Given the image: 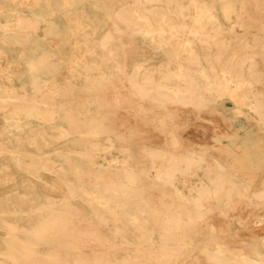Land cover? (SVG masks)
<instances>
[{
	"label": "bare ground",
	"instance_id": "6f19581e",
	"mask_svg": "<svg viewBox=\"0 0 264 264\" xmlns=\"http://www.w3.org/2000/svg\"><path fill=\"white\" fill-rule=\"evenodd\" d=\"M33 2L39 12L7 14L14 9L0 5V16L15 17L12 25L0 23V42L21 47L32 42L34 48L24 59L30 92L0 84V135L5 136L0 179L11 178L9 162L36 179H28L25 191L0 200V264H264V250L255 240H236L225 224L208 220L229 216L246 229L264 223V143L252 139L254 129L264 133V0ZM87 5L108 20L97 41L101 53L79 60L82 45L70 44L68 84L62 89L51 52L34 36L42 23L48 36L72 26L80 31L84 19L94 23L82 12L71 17ZM58 12L67 20L64 27L53 19ZM253 24L257 30H251ZM131 34L159 49L163 59L137 60ZM76 87H97V98L77 100ZM225 97L234 107L228 109ZM96 101L103 115L87 118ZM217 107L229 110L242 138L250 141L235 143L236 155L234 149L226 156L223 146L209 149L182 135L181 111ZM62 114L66 125L49 133L44 126ZM33 123L41 128L26 129ZM71 137L82 142L81 148L67 145ZM48 138L66 144L46 154ZM41 172L62 183L61 201L53 194L56 183ZM72 199L82 201L89 213L74 207ZM242 203L249 205L245 216L236 212ZM9 214L25 216L27 223L8 219ZM195 232L201 234L196 241ZM219 235H228L229 242Z\"/></svg>",
	"mask_w": 264,
	"mask_h": 264
},
{
	"label": "rangeland",
	"instance_id": "374dc122",
	"mask_svg": "<svg viewBox=\"0 0 264 264\" xmlns=\"http://www.w3.org/2000/svg\"><path fill=\"white\" fill-rule=\"evenodd\" d=\"M29 5H22L19 6L18 4L12 2L11 0H0V5L5 6L4 10H7L9 8H13L14 10L8 12L7 14H14L17 12L20 13H32V12H39L40 7L38 5H34L33 0H28ZM35 1V0H34ZM217 2V0H214ZM219 3H217V6ZM100 9H96L94 7H91L89 5L84 6V8H80L75 11V14H72L71 17H76L77 13L82 12L85 13L88 16H91L94 20V23H90L88 19H84L83 22V29L80 31H77L76 28L72 26V28L68 27L69 29H63L60 31L58 35H45V29L46 24H41V29L37 31L34 37H36V41L45 49L49 50L52 54V61L55 66L58 68V72L56 73L57 76V83L59 86L64 89L66 85L68 84L67 79V57L69 55H72V49H70V44L77 42L76 44L82 45L81 53L78 54L75 51V54H78V59L83 60L84 58L88 57L90 52H96L97 54H100L101 51L98 47L97 41L99 37L101 36L103 30H105L108 27V20L105 15V13L99 12ZM220 12L217 8V13ZM93 14H96L95 17ZM46 19H49V16H45ZM53 19L55 21H61L62 24L60 27H64L67 25V20L64 17V15L60 12H58L55 16H53ZM0 23L1 26H4L5 24H14L15 23V17H5L0 16ZM56 25L58 23H55ZM59 25V24H58ZM69 25V24H68ZM228 25V24H227ZM235 28L238 30H242L238 25L233 24ZM257 24H253V27L251 30H257L258 29ZM128 40L131 41V44L135 47L137 51L136 59L139 61H143L144 59H147V62L150 63H158L163 59V55L161 54V51L159 49H154L151 47L148 42H144V38L138 36V35H128ZM32 43V42H30ZM30 43H26L25 47L14 45L13 41H7V42H0V84L2 85H9L14 86L16 90L19 92H23L24 90L30 92V87L27 85L26 81V74H25V64L24 59L29 57L33 52L34 48L30 46ZM69 43V44H68ZM109 73H113V68H108ZM84 81L81 79L79 80V84L82 85ZM80 88L76 87L73 89V96L77 100L81 99H89V100H95L97 98V87L91 88L88 91L85 90H79ZM96 89V90H95ZM226 104L229 107H234V103L228 98L225 97ZM75 106L72 104L71 107ZM90 111L86 114V117H101L103 115L101 104L99 101L92 102L90 104ZM119 113H122L118 111ZM117 112V113H118ZM229 110L220 109L219 107L215 109H208L206 111L202 112H195V111H188L184 110L181 111V114L183 116L184 123L181 126L182 128V135L184 139L187 142L195 143V144H203L205 146H208L209 149H213L215 146H223L227 149L226 156H229V149H234L235 143H237V146H245L250 143V141L244 140L243 134L241 135L239 133L240 129L237 127V124L234 123V120L229 114ZM245 118H242V122L244 123ZM66 122L63 119V114L60 119L56 120L52 125H46L44 126L45 129L53 134L56 133L57 130L65 126ZM200 125V126H197ZM203 126V127H201ZM205 126L207 128H205ZM1 128V125H0ZM32 128L33 130L41 128V125L38 123H33L30 126H28L26 129ZM203 128V129H201ZM255 136L253 139V144L258 143V141H263L264 143V133L257 130H253ZM202 132V133H201ZM140 133H136L137 137L141 136ZM200 133V134H199ZM243 133V132H242ZM148 135H150L149 132H147ZM202 134V135H201ZM208 135V136H207ZM247 138V137H245ZM51 143L48 146H43L44 150L46 151V154H54L53 149L56 147L63 146L66 144L64 140H58L57 142L54 141V139L48 138ZM218 139V141H215ZM0 142H5V136L0 135ZM257 140V142H254ZM259 141V142H260ZM53 142H55L53 144ZM73 142L78 144V147L81 148L82 142H77V138L71 137V140L67 139V145H71ZM252 144V143H251ZM73 145V144H72ZM27 150H30V146H26ZM211 155H214V151L210 150ZM233 154H237V150L233 151ZM1 156V154H0ZM75 161L79 162L80 164H83L87 166V162L83 160L80 156L74 155ZM222 160H225V158H221ZM6 163V159L3 161ZM144 162V159L139 158L138 163L142 164ZM10 163V179L7 180H1L0 181V200H5V198H10L17 192H23L25 191V188L29 182L28 179H33L36 181L35 178H30L28 174H26L23 171L18 170L13 164ZM41 177L44 178L47 182H55L56 186L58 187V190L53 192L54 197L56 200L61 201L65 197V190L62 185V183L52 174L48 172H41ZM4 176V173H0V177ZM38 187H40V184L37 182L36 184ZM29 188V187H27ZM70 203L78 208L81 212L89 213V208L80 200L72 199ZM249 205H242L240 208L236 210V212L242 213V215H247V212L249 210ZM28 208V207H25ZM245 213V214H244ZM8 219H15L18 218L20 220L21 225H25L27 223V218L25 216L20 217L16 215H10L7 216ZM94 221L98 223V219L93 217ZM208 220L217 225L218 227L221 224H225L227 226L228 232H230V236L236 240H244L245 242H249L251 240H255L258 243V246L261 250H264V247H262V241L264 240V223L260 228H252V229H246L239 227V225L234 220H229V216H223V215H211L208 217ZM226 220V223H225ZM103 228V227H102ZM105 233H108L103 229ZM109 234V233H108ZM229 234V233H228ZM20 237H23V231H19L18 234ZM193 239L196 241L199 238V235H201L199 232H195L193 234ZM221 241H225L226 243L229 242V236L228 235H219ZM0 242H1V235H0ZM202 256V255H198ZM198 264H205V262L197 261Z\"/></svg>",
	"mask_w": 264,
	"mask_h": 264
}]
</instances>
